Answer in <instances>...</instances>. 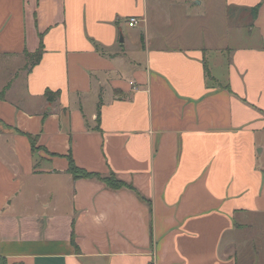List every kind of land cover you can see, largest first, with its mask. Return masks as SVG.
<instances>
[{"label": "crops", "instance_id": "crops-1", "mask_svg": "<svg viewBox=\"0 0 264 264\" xmlns=\"http://www.w3.org/2000/svg\"><path fill=\"white\" fill-rule=\"evenodd\" d=\"M2 90L9 264H264V0H0Z\"/></svg>", "mask_w": 264, "mask_h": 264}, {"label": "trees", "instance_id": "trees-1", "mask_svg": "<svg viewBox=\"0 0 264 264\" xmlns=\"http://www.w3.org/2000/svg\"><path fill=\"white\" fill-rule=\"evenodd\" d=\"M27 57L29 58V64L33 65L36 63L41 56V49L37 50L33 54L26 53ZM3 96V90L0 91V98ZM47 97L49 98L50 95L47 93ZM100 111H98L97 119L99 120ZM68 173L72 175L73 178H96L102 181L107 187L112 189H119V188H127L133 191H136L133 185L126 183L125 181L118 179L113 173L109 174L108 176H101L97 172L86 171L84 169L79 168L72 159H69V165L67 168ZM71 243H74V236H71ZM0 264H9L7 260L3 257H0ZM14 264H22V263H14Z\"/></svg>", "mask_w": 264, "mask_h": 264}, {"label": "built area", "instance_id": "built-area-1", "mask_svg": "<svg viewBox=\"0 0 264 264\" xmlns=\"http://www.w3.org/2000/svg\"><path fill=\"white\" fill-rule=\"evenodd\" d=\"M137 23V20L135 18H130L128 25L129 26H134Z\"/></svg>", "mask_w": 264, "mask_h": 264}, {"label": "rangeland", "instance_id": "rangeland-1", "mask_svg": "<svg viewBox=\"0 0 264 264\" xmlns=\"http://www.w3.org/2000/svg\"><path fill=\"white\" fill-rule=\"evenodd\" d=\"M1 127V126H0Z\"/></svg>", "mask_w": 264, "mask_h": 264}]
</instances>
